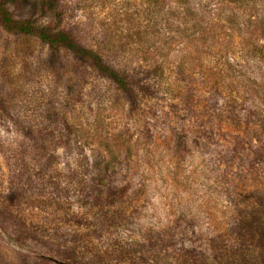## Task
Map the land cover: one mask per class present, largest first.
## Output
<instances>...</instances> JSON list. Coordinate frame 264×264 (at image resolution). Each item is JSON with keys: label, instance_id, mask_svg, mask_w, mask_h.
<instances>
[{"label": "rangeland", "instance_id": "374dc122", "mask_svg": "<svg viewBox=\"0 0 264 264\" xmlns=\"http://www.w3.org/2000/svg\"><path fill=\"white\" fill-rule=\"evenodd\" d=\"M172 1H59L82 44L146 85L132 98L0 30V264H264V0ZM28 125L59 131L48 162Z\"/></svg>", "mask_w": 264, "mask_h": 264}, {"label": "trees", "instance_id": "16d2710c", "mask_svg": "<svg viewBox=\"0 0 264 264\" xmlns=\"http://www.w3.org/2000/svg\"><path fill=\"white\" fill-rule=\"evenodd\" d=\"M59 1L60 0H0V30L6 34L15 35L17 37L33 38L39 44L46 46L50 51H64L65 53H68L76 62H82L83 65H86L95 71L98 76L112 82L121 92L127 93L129 98L134 96V93L131 90L132 87L135 86L137 91L143 89L146 85H143L142 83L136 85L133 75L128 76V74L115 69L113 66L105 62L99 49L94 50L92 47L85 46L73 35L70 28L63 24L66 11ZM158 1L160 0H149V3L156 5ZM223 1L236 8H243L250 5V3L255 0ZM18 3H25L24 5L30 7V16L19 18L15 15L13 5L18 6ZM174 3L180 4L183 7L185 0H175ZM261 112H264V110ZM262 126H264V113L262 116ZM20 133L22 136H25L26 138L28 137L27 139L31 141L33 147L39 151V156L35 159L32 158L33 161L42 160L43 162H48L49 153L51 152L52 156L55 154V146H57L58 141L61 139L59 131L53 126L43 131H36L28 125V127L25 130H21ZM28 164L29 163H26L27 166ZM46 170V168L38 169L37 175L40 178L47 179L49 177V172ZM255 190H259L260 193H263L264 187ZM9 196L11 201L16 199L15 192L9 193ZM253 199L254 198L249 199L250 206L253 204ZM247 214L239 222V224L241 223V225H243L241 226V230L244 232L248 229V222L246 219ZM256 214L259 218L256 219L253 236L258 235L264 230V217L260 218V212ZM257 256V259L264 263V252L258 253ZM242 260L244 261V258ZM71 264L81 263L75 262ZM236 264H238V262Z\"/></svg>", "mask_w": 264, "mask_h": 264}]
</instances>
